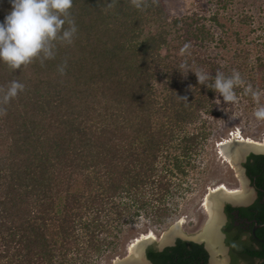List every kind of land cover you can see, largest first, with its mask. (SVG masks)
<instances>
[{"label": "trees", "instance_id": "trees-1", "mask_svg": "<svg viewBox=\"0 0 264 264\" xmlns=\"http://www.w3.org/2000/svg\"><path fill=\"white\" fill-rule=\"evenodd\" d=\"M11 8L0 0V21ZM66 18L77 31L71 44L56 42L54 58L20 69L0 62V97L13 80L25 85L8 103L0 100V264H102L127 227L172 218L171 199L189 190L186 176L208 136L202 117L216 92L180 67L207 66L209 85L220 72L181 49V31L206 42L204 24L169 17L161 0H73ZM172 41L184 56L162 54ZM242 53L237 68L245 71ZM252 68L259 85L240 74L256 91L264 86L262 59ZM246 168L262 176L264 156L250 155ZM147 257L207 264L201 245L181 239L160 252L150 247Z\"/></svg>", "mask_w": 264, "mask_h": 264}, {"label": "rangeland", "instance_id": "rangeland-1", "mask_svg": "<svg viewBox=\"0 0 264 264\" xmlns=\"http://www.w3.org/2000/svg\"><path fill=\"white\" fill-rule=\"evenodd\" d=\"M165 6L169 17H189L188 22L193 21V25L204 24L211 35L204 44L198 40L188 37L181 31L184 47L195 50L189 53L190 57H198L213 61L220 66V72L233 70L241 72L246 80L259 85L261 75L254 67L256 58L259 57L264 62V0H161ZM215 17L214 21L212 18ZM149 28V27H147ZM170 50H162V54H170V59L174 56L181 57L182 51L174 50L177 42H171ZM243 51L249 55L248 68L245 71L237 68L241 62L240 56ZM238 56L239 59H236ZM226 66V67H225ZM230 66V69L227 67ZM189 68V67H187ZM187 70L186 68H182ZM192 71H199L193 67ZM210 71L205 65L201 70ZM189 71V70H188ZM257 74H256V73ZM214 74V72H211ZM209 73V74H211ZM241 75V74H240ZM158 88L162 81L160 74ZM249 88L242 82L235 88L237 101L235 103L224 102L218 93L211 101L210 111L203 114L204 123H196V127L208 133L207 138L202 142L201 148L194 157L195 169H190L186 176L185 186L189 190L183 194H175L171 199L174 208L172 218L162 225L152 226L149 222L141 219L139 223L127 227L123 232L118 250L114 254L107 255L102 264H112L116 259H122L130 254V249L137 241L149 236H153L155 241L160 240L163 232H166L178 220H182L179 225L180 231L186 236L198 234L207 221V214L203 207L205 199L210 191L219 188L231 191L240 189V182L236 177L231 164L223 158L219 151V144L230 140L234 134L239 133L244 139H251L255 142H263L264 139V119H257L254 116L255 109L264 104V86H258L256 92L258 96L248 97L242 88ZM220 101V102H219ZM194 125L187 127L193 131ZM237 135V136H239ZM132 246V247H131Z\"/></svg>", "mask_w": 264, "mask_h": 264}, {"label": "clouds", "instance_id": "clouds-1", "mask_svg": "<svg viewBox=\"0 0 264 264\" xmlns=\"http://www.w3.org/2000/svg\"><path fill=\"white\" fill-rule=\"evenodd\" d=\"M11 4L10 12L0 21V62L6 63L12 69H20L37 58L41 61L54 58L57 41L72 43L77 28L74 21L66 18V14L72 7L73 0H11ZM65 24L68 25L67 28L64 27ZM187 47L188 45H185V48ZM180 67L191 70L184 64ZM65 68L66 62L58 65L60 74L64 73ZM194 73L200 84L214 90L224 102L237 101L235 88L243 82L238 71L233 70L231 75L216 72L214 77H211V85L206 83L210 79L208 73ZM24 87L20 81H11L0 100L4 104L8 103L23 91ZM249 91L254 97L259 95L250 86ZM254 116L264 119V104L255 109Z\"/></svg>", "mask_w": 264, "mask_h": 264}, {"label": "water", "instance_id": "water-1", "mask_svg": "<svg viewBox=\"0 0 264 264\" xmlns=\"http://www.w3.org/2000/svg\"><path fill=\"white\" fill-rule=\"evenodd\" d=\"M232 139L231 137V141L226 140L224 143L221 142L219 151H221L231 163L236 177L240 182V189L236 192H227L220 188L211 192L206 197L205 206L208 218L202 230L194 236H186L179 229L180 222L182 221L180 219L166 232L162 233L160 240L155 241L152 237L143 239L131 248L130 254L128 250L127 256L122 259H116L112 264H150L143 256L147 246H153L159 250H163L166 247L173 246L177 238L203 244L210 255L209 264H220V261L223 259L222 255H220V253H222L220 249L223 248V246L220 244L221 234L219 227L222 220V207L225 202L234 204L235 202H245L248 200L250 192L242 177L240 164L251 152L264 153V143L258 144ZM236 139H239V137Z\"/></svg>", "mask_w": 264, "mask_h": 264}, {"label": "flooded vegetation", "instance_id": "flooded-vegetation-1", "mask_svg": "<svg viewBox=\"0 0 264 264\" xmlns=\"http://www.w3.org/2000/svg\"><path fill=\"white\" fill-rule=\"evenodd\" d=\"M250 155L264 156V153L251 152L240 164L242 177L250 192L248 200L234 204L225 202L222 207V220L219 227L220 244L223 246L220 249L222 252L220 255L223 259L220 264H264V184L258 185V178H264V173L262 176L248 175L246 163ZM228 206L231 210H228ZM203 209L206 212L204 207ZM193 243L202 246L209 264L210 255L204 245ZM150 247L158 252L162 250L153 246L145 248L143 256L150 264H153L147 257Z\"/></svg>", "mask_w": 264, "mask_h": 264}, {"label": "bare ground", "instance_id": "bare-ground-1", "mask_svg": "<svg viewBox=\"0 0 264 264\" xmlns=\"http://www.w3.org/2000/svg\"><path fill=\"white\" fill-rule=\"evenodd\" d=\"M237 135H239V133H236V134H234L233 135V139L232 140H237V141H247V142H253V143H258V144H263L264 143V141L261 143V142H255V141H253V140H251V139H244L241 135H239V136H237ZM239 137V139H236V138H238ZM264 140V139H263ZM231 141V140H230ZM224 143V142H223ZM221 144V143H220ZM219 144V145H220ZM219 147V146H218ZM220 153H221V155H223V158H225V160H227V162H229V160L226 158V156L220 151ZM230 163V162H229ZM231 164V163H230ZM232 166V165H231ZM220 189V188H219ZM222 189H223V187H222ZM225 190V189H224ZM213 191H215V190H213ZM213 191H210V193L211 192H213ZM225 191H227V192H236V191H229V190H225ZM209 193V194H210ZM208 194V195H209ZM206 200V199H205ZM204 208H205V210H206V206L204 205ZM149 237H151V236H149ZM149 237H147V238H149ZM147 238H144V239H147ZM152 238L154 239V237L152 236ZM143 240V239H142ZM141 241V240H140ZM137 242H139V241H137ZM135 245V244H134ZM133 245V246H134ZM132 247V246H131ZM131 250V249H130Z\"/></svg>", "mask_w": 264, "mask_h": 264}]
</instances>
